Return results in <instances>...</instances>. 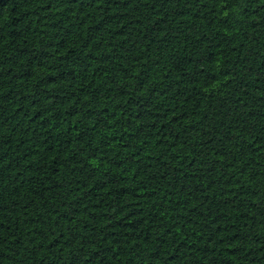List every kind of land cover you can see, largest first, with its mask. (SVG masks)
<instances>
[{"label":"trees","instance_id":"1","mask_svg":"<svg viewBox=\"0 0 264 264\" xmlns=\"http://www.w3.org/2000/svg\"><path fill=\"white\" fill-rule=\"evenodd\" d=\"M0 264H264V0H0Z\"/></svg>","mask_w":264,"mask_h":264}]
</instances>
